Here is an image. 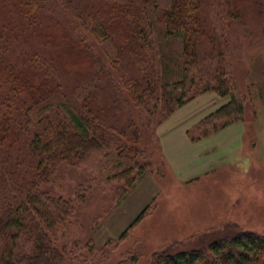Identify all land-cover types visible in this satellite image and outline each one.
I'll use <instances>...</instances> for the list:
<instances>
[{
  "label": "trees",
  "instance_id": "trees-1",
  "mask_svg": "<svg viewBox=\"0 0 264 264\" xmlns=\"http://www.w3.org/2000/svg\"><path fill=\"white\" fill-rule=\"evenodd\" d=\"M212 2L0 0V264L137 262L127 252L111 263L108 250L148 206L104 245L58 238L80 223V208L96 191L114 204L127 197L152 168L147 131L197 95L229 98L204 121L203 135L243 118L245 94L221 66L222 54L213 55ZM223 2L234 4L232 13L240 6ZM151 11L165 36L182 41L181 76L172 82L162 79ZM204 42L210 58L200 55ZM201 60L216 64L214 72ZM149 264H264V232L168 245Z\"/></svg>",
  "mask_w": 264,
  "mask_h": 264
},
{
  "label": "rangeland",
  "instance_id": "rangeland-1",
  "mask_svg": "<svg viewBox=\"0 0 264 264\" xmlns=\"http://www.w3.org/2000/svg\"><path fill=\"white\" fill-rule=\"evenodd\" d=\"M168 1L156 0L161 6ZM231 5L213 0L209 7L216 28L213 55L222 54L221 66L245 94L243 118L203 135L210 126L204 121L227 105L229 98L206 91L177 108L145 134L151 170L118 204L96 191L81 206L80 223L71 225L66 239L59 236V244L92 240L104 245L106 239H116L146 206L127 238L108 250L111 263L132 252L137 255L135 264H149L152 254L168 245L189 248L217 234L264 232V0H240L233 13ZM150 15L162 79L172 82L181 76L182 41L165 36L153 11ZM210 50L204 42L200 55L210 58ZM201 61L205 72H214L216 64ZM127 110L117 113L118 123L129 117Z\"/></svg>",
  "mask_w": 264,
  "mask_h": 264
}]
</instances>
